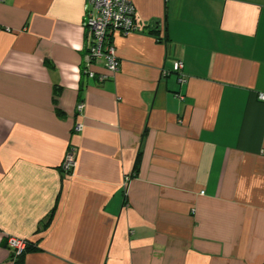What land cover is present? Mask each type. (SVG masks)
I'll use <instances>...</instances> for the list:
<instances>
[{"label": "crops", "instance_id": "0c3cea01", "mask_svg": "<svg viewBox=\"0 0 264 264\" xmlns=\"http://www.w3.org/2000/svg\"><path fill=\"white\" fill-rule=\"evenodd\" d=\"M133 2L101 83L87 0H0V264H264V0Z\"/></svg>", "mask_w": 264, "mask_h": 264}, {"label": "built area", "instance_id": "2783aa9c", "mask_svg": "<svg viewBox=\"0 0 264 264\" xmlns=\"http://www.w3.org/2000/svg\"><path fill=\"white\" fill-rule=\"evenodd\" d=\"M84 27L88 32V50L84 59L85 73L89 78L104 82L108 75H97L91 67L98 60H104L106 69L111 75L120 69L117 51L110 38L114 33L129 35L138 30L136 9L133 0H87ZM184 64L177 61L174 71L179 75V81L184 82ZM264 101V94L259 96ZM84 104L79 103L76 110L81 113ZM76 132L83 130L82 124L74 128ZM76 152L71 149L62 163L65 172H73L76 168ZM130 179L128 178L127 181ZM7 244L16 257L21 256L28 248L29 242L24 239L9 236Z\"/></svg>", "mask_w": 264, "mask_h": 264}, {"label": "trees", "instance_id": "16d2710c", "mask_svg": "<svg viewBox=\"0 0 264 264\" xmlns=\"http://www.w3.org/2000/svg\"><path fill=\"white\" fill-rule=\"evenodd\" d=\"M151 34H157V32L156 31H152L151 32ZM110 41H111V38H110ZM46 63H48V64H50L49 63V61H46ZM83 72L85 73V66H84V64H83ZM86 74V73H85ZM87 75V74H86ZM61 94V88L60 87H58V88H56L55 89V96L57 97V96H59ZM56 101V100H55ZM57 114L58 115H62V112L59 110V109H57ZM139 163V159H138V161H137V164ZM136 167H137V165H136ZM29 248H30V244L28 245V248L26 249V251L21 255V256H19V257H16L15 255H14V258H15V264H23V259H24V257H25V255H26V253H27V251L29 250Z\"/></svg>", "mask_w": 264, "mask_h": 264}]
</instances>
